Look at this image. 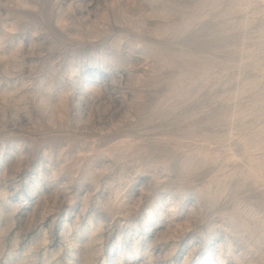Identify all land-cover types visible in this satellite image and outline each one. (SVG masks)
I'll list each match as a JSON object with an SVG mask.
<instances>
[{"label":"rangeland","instance_id":"obj_1","mask_svg":"<svg viewBox=\"0 0 264 264\" xmlns=\"http://www.w3.org/2000/svg\"><path fill=\"white\" fill-rule=\"evenodd\" d=\"M0 264H264V0H0Z\"/></svg>","mask_w":264,"mask_h":264}]
</instances>
